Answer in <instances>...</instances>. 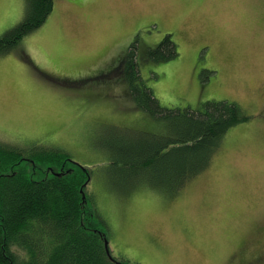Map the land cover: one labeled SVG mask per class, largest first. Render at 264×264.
Masks as SVG:
<instances>
[{
  "label": "rangeland",
  "instance_id": "1",
  "mask_svg": "<svg viewBox=\"0 0 264 264\" xmlns=\"http://www.w3.org/2000/svg\"><path fill=\"white\" fill-rule=\"evenodd\" d=\"M24 14L25 0H0V35ZM167 33L179 55L152 61L148 49ZM134 43L163 105L227 99L249 115L174 195L121 191L109 171L110 136L160 125L113 73ZM0 141L58 146L91 169L86 191L115 257L264 264V0H54L47 21L0 56Z\"/></svg>",
  "mask_w": 264,
  "mask_h": 264
},
{
  "label": "trees",
  "instance_id": "2",
  "mask_svg": "<svg viewBox=\"0 0 264 264\" xmlns=\"http://www.w3.org/2000/svg\"><path fill=\"white\" fill-rule=\"evenodd\" d=\"M53 9L54 0H25L22 20L0 35V56ZM147 55L155 62L174 59L178 44L167 33ZM113 73L127 83L137 107L160 123L159 130L127 128L129 134L103 143L121 191L147 185L174 195L210 166L228 131L249 118L227 99L206 100L197 109L163 105L141 75L135 43ZM92 173L58 146L0 141V264H140L106 247L108 224L86 191Z\"/></svg>",
  "mask_w": 264,
  "mask_h": 264
},
{
  "label": "water",
  "instance_id": "3",
  "mask_svg": "<svg viewBox=\"0 0 264 264\" xmlns=\"http://www.w3.org/2000/svg\"><path fill=\"white\" fill-rule=\"evenodd\" d=\"M106 247L108 248L109 247V242L108 241H106ZM109 249V248H108Z\"/></svg>",
  "mask_w": 264,
  "mask_h": 264
}]
</instances>
